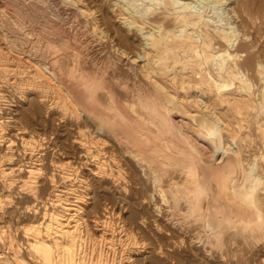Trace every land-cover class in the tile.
I'll list each match as a JSON object with an SVG mask.
<instances>
[{"label":"bare ground","instance_id":"6f19581e","mask_svg":"<svg viewBox=\"0 0 264 264\" xmlns=\"http://www.w3.org/2000/svg\"><path fill=\"white\" fill-rule=\"evenodd\" d=\"M25 1L0 0V264H140L141 260L144 264H168L162 257L181 264L161 248L156 254L159 259H151L154 250L148 251L145 238L119 217L126 209L130 181L127 170L109 157L108 144L130 150L143 175L139 185L145 182L153 191L150 202L159 199L166 205L162 208L155 203L157 215L165 218L167 228L182 235V242L187 239L201 263L211 264L216 258L206 248L215 245L226 248L227 252H217L223 264H264V255L254 259L253 247L257 245L254 239L264 235V169L259 172L254 159L245 167L247 159L236 143L243 130L254 126V137L259 138V142L254 139V151L264 150V12L251 18L255 37L248 44L229 19L222 23L208 13L213 7L225 6L227 0H198L203 4L199 8L193 0L121 1L120 14L124 11L133 14L135 22L157 25L158 34L150 32L145 37L154 58L144 48L138 56L147 59V66L159 65L158 71L164 75L171 68L173 81L178 76L177 65L183 72L190 69L191 88L215 98L237 117L235 128L226 134L227 126L213 112L193 117L191 125L175 121L184 114L178 98L152 79L145 66H136L134 60L125 62L132 53L126 34L117 30L108 34L111 28H105L104 34L92 25L89 32L97 38L92 41L107 38L108 47L97 52L104 59L89 58L91 39L81 40L73 34V47L49 39L60 33L67 42L71 32L45 16L46 8L38 5L51 1L56 6H72L73 0L68 4L66 0ZM139 1L149 4L142 6ZM243 2L233 3L236 9L230 7L234 15L237 10L246 14ZM103 8L99 5L97 9L103 14ZM75 14L83 16L82 12ZM153 14L156 16L148 17ZM36 15L46 17L40 30L48 38L25 42V35L15 34L10 40L12 30L16 33L25 23L32 24ZM10 50L23 57H13ZM64 58L71 63L69 69L78 72V83L64 75L60 65ZM169 58L173 64L166 62ZM121 66L133 73L137 69L146 84L132 90L130 85L135 88V84L120 73ZM25 101L62 123L73 121L77 151L72 156L62 151L57 136L51 138L45 131L31 128L32 122L46 125L47 120H39L31 107L23 110L20 103ZM247 117L250 120L244 126ZM161 133L168 139L159 138ZM172 139L179 142V149L172 150ZM48 150L55 158L49 162ZM172 158L181 163L169 164ZM93 179L109 182L110 198L98 201L102 203L101 215H96L97 204L87 192ZM58 181L66 198L58 193L45 202L49 186ZM91 209L95 210L93 216ZM235 246L245 248L240 256L232 252ZM192 263L197 261L188 262Z\"/></svg>","mask_w":264,"mask_h":264},{"label":"rangeland","instance_id":"374dc122","mask_svg":"<svg viewBox=\"0 0 264 264\" xmlns=\"http://www.w3.org/2000/svg\"><path fill=\"white\" fill-rule=\"evenodd\" d=\"M28 1H30V0H27L25 2H28ZM68 1L69 0L65 1V2H67L66 4H68ZM76 1H78V0L72 1L75 3V5H72L73 7L70 4L65 6L64 5L65 3L56 6L51 1H47V3L43 4V5L38 3L39 6L44 7L43 9L46 8L45 9L46 10L45 16H48V18H51V20H53V21H58V23L63 24L62 26L68 28L71 32L70 36H69V40H68L70 42H68V41L64 42L68 38L65 39L64 36L60 33L54 34L51 37H49L50 40H52L53 42H56L57 44L69 43V45L71 47H73L74 46V42H73L74 40H73L72 36H73V34H76L75 35V37L77 36L76 38H79L81 40L87 39V41H89V39H91L89 41V42H91L92 40H95V38H96L91 32H89V29L92 28L93 26H95L96 29L103 31L104 34L105 33L107 34L106 29L109 30L110 28L112 30L110 29L111 31L108 32V34L112 33L114 30L119 31L121 34L122 33L126 34L130 38V41L132 43V53L128 56L129 61H127V58L125 57V62L130 63L131 61L134 60L136 66H138V67L139 66H141V67L145 66L144 68L148 69V72L150 71V76H152L151 77L152 79H155L167 91H169L170 94H172L174 97L178 98L179 102L182 105V109H183L184 114L183 115L179 114L178 116H176L175 121L179 122L182 125H191L193 122V120H192L193 117L200 118L201 116L209 115V113L213 112L214 114L218 115L222 119L223 123H225V125L227 126L226 132H225L226 134L229 133L230 129L235 128L237 117L235 118V116L233 115V112L229 108H226L225 105H220V103H218V101L215 98H212V97L207 96L205 94L203 95L198 90L191 88V85L188 81V76L190 75V72H191L190 69L187 70L188 68H186V70L184 69V72H183V70H182L183 68L181 67V65H177L175 68L176 69L175 72L178 76H177V79H175L173 81L172 80L173 75L171 74V71H172L171 68L168 70L170 74L168 72H165V75H164L160 71H158L160 69L159 65L157 66L155 64L154 65L151 64L150 66H147V64H146L147 59L145 60L144 58H141L138 56V53L142 54V52H143L142 49L144 48V52L148 53L149 57H151V59L154 58L153 57L155 55L154 50H153V48H152V50H150L151 47L149 46V41H147L146 38H147V34L150 32H154L156 35L158 34V33H156V31L158 30L156 28L157 25H153L149 22L148 23L146 22L144 24L141 23L140 21L135 22V20H134L135 16H132L133 14H127L124 11H121V14H120L121 6L123 5V3L121 2L122 0H111V1L110 0H96L95 2H90L91 0H80L78 2H76ZM197 1L193 0L195 6H197L198 8L200 6H203V4H200V2L199 1L197 2ZM237 1L238 0H229V1L227 0L226 5H225L226 7L225 6L213 7V8L208 10L209 11L208 13L210 16H212L213 20L214 19L219 20V21L222 20L221 21L222 23H224L227 19H229L228 21L231 22L234 26H236L240 36L243 35L242 39L246 40L247 43L249 42L248 44H251L253 38L255 37V31H254L255 29L253 30V24L251 22L252 21L251 18H253V16L254 17L257 16V13L264 12V0H246V1L241 0V1L245 2L246 14L243 13V11L237 10V13L234 15L232 13V11L230 10V7H233L234 9H236L237 5H234L233 3L236 4ZM146 2H148V1H144V2L139 1V2H137V4L140 5V3H141L142 6H145V4L146 5L149 4ZM50 3H52L53 5ZM99 5L100 6L102 5V7H104L103 8L104 9L103 14L97 9ZM76 7H77V9H76ZM76 11L82 12L83 16L82 15L77 16L75 14ZM159 11H157L155 14L157 15V13ZM32 13H33V11L31 12V14ZM247 13H248V15H247ZM155 14L150 15L148 17L153 18L154 16H156ZM45 16L39 17L36 15L35 22H33L32 24L25 23V26L22 28L23 30L20 29L16 33H13V30H12L11 34L8 35V36H11L10 40H12V36H14L16 34V35H19L22 37H24V35H25L26 36V38L24 37V39H26L25 42H28V41L30 42V41L36 39L35 37H38L37 40H40V42H43L44 37L48 38L47 37L48 35L46 36L40 30L41 26L46 21ZM124 19L126 21H124ZM42 21H44V22H42ZM132 22L134 24L131 25ZM26 24H27V26H26ZM31 27H33V28H31ZM127 27H130L129 30ZM175 27H176V25H175ZM254 28H255V26H254ZM31 29H33L35 31L32 35L30 34ZM140 31H141V33H139ZM22 32H23V34H19ZM28 32H30V33H28ZM140 34H142V35H140ZM27 36H29V37H27ZM32 36H33V38H32ZM142 37H143V39H142ZM101 41H95V42L92 41V43H91L92 44L91 54L89 55V58L92 57L94 59H97V57H98V58L104 59V56L103 55L101 56L97 52L101 51L102 49H107V47H108V44H106L107 38H103ZM9 54L12 55L13 57L14 56L23 57V55H21L19 52L15 51V50H13V51L10 50ZM151 59L149 58L148 60H151ZM169 59H167L166 62H168V64H173L172 63V62H174L173 58H169ZM149 62H152V61H149ZM68 63H69V65H68ZM60 65H61L63 71L65 72L64 73L62 71L64 73V75L66 77H70V80H72V82L78 83V74H77L78 72H75V71L72 72L70 70L71 69L70 61H68L65 58L61 59ZM65 66H67V67H65ZM178 66L181 69L178 68ZM136 70H134V73H133V71H130L131 72L130 73V72H128L126 66H121V70H120L121 71L120 73L122 75L124 74L123 76L126 75V77L129 79V81L131 80L130 82L131 83L133 82L135 84V88L133 87V85H130L132 87V90L136 89V87H139L140 83H141V86L143 84H146L144 82L145 79L142 78V74H140L138 72V70L136 72ZM154 70H157L158 74L153 73L152 71H154ZM187 71H189V74ZM128 73H129V75H127ZM183 73H186V74H183ZM130 74H132L134 76L132 77V75H130ZM161 74L163 75V77ZM135 75H136V77H135ZM166 75H167V77H166ZM169 75H170V77H169ZM186 77H187V80H186ZM138 80H141V81H138ZM137 82H138V84H137ZM20 104L22 105V109L25 111L31 107V105H29L30 102L27 103V101L22 102ZM30 109H32L36 113V115H39L42 117V118H40L39 116H37L39 120H47V124H46L47 127H46V125H44L42 123H38L35 126L34 123L32 122L30 124L31 128H33L38 133H43L45 131L47 133V135L51 138H54L57 136L56 138H58L57 140H58L60 147H62V151H64L67 155L72 156L73 153L77 151L76 150L77 145L73 141L74 138L76 137V134H75L76 129L73 125H71V122H73V121L66 120L67 123L66 122L62 123L61 121L54 119L50 115H48V113H46L44 109L39 110V109L34 108V107H31ZM43 113H44V115H43ZM247 120H250V119L248 117L246 118V121L243 122L244 126H246V124L248 123ZM253 127L254 126H252V130H249V129H246L247 131L243 130V132L240 134V137L236 140L237 141L236 143L240 145V149L238 150V152L240 154H242L243 157H246V159L249 161L248 162L247 160H245V162H244L245 167H247V165H250L252 162H255L254 160H257V164H258V168H259V169L258 168L257 169L259 170V172H261V168H262V170L264 169V164H263L264 163V150L255 149L256 151H254V139L256 140V142H259V138L257 136L254 137V128ZM43 129H45V130H43ZM247 133H249V134H247ZM161 137L164 140L168 139V136L165 134L163 136L162 133L160 134L159 138H161ZM172 140H173L172 150L179 149L181 147L179 142L175 139H172ZM175 145H176V147H175ZM108 146H109V148H108ZM106 150L109 151L108 152L109 157L112 155L111 158H116L115 159L116 162H119V164L122 165V167L125 169V171L127 170L126 174L129 176V177L128 176L127 177L129 179V181L131 182V183L129 182L127 184V190H128V193H127L128 199L127 200L128 201L127 200L125 201L126 209H125V211L120 212L119 217H121L122 219L125 220L127 226L132 227L133 229H135V231L137 230L138 233L136 232L135 234H140V237L142 236L141 238H143V239L145 238L143 243L145 245H147L148 251L154 250L153 251L154 253L152 252L153 254L151 253V255H150L151 259L156 258V257H157L156 259H159L158 258L159 255H156V254H157V250L159 248H161V250L164 251V253L166 252V254L175 255V257L179 261H181V264H188V262L190 263L191 261H194V260L197 261V264H203L200 262V259H201L200 256L195 255V252L193 251L194 249H191L189 247V245L186 244L187 239L183 238L184 241L182 242V240L180 239V237H182V235L178 234V232H176V231H172L171 229L167 228V226L165 224V218L163 219V216L161 217V216L157 215V213L155 211L156 210L155 203L160 204L162 208H165L166 205L164 203H161V201L159 199H156L155 202H154V200H153V202L152 201L150 202V198H148V197H150V194H152L153 191H151L150 185L149 184L146 185L145 182L144 183L142 182L143 184L139 185V180L143 177V175H141V172L138 169L139 167L137 166L134 159L130 155V152H129L130 150H127L125 147H122V146L111 147V145H109V144L107 145ZM111 152H112V154H111ZM256 152H257V154H256ZM47 153H48L47 154V159H48L47 161L49 162L51 159L54 158V155H53L51 150H48ZM127 154H128V156H127ZM167 162L169 164H173V165H176L177 163H181L180 161L173 159V158L171 159V162H170V160H168ZM182 163H183V161H182ZM135 179H136V181H135ZM91 181H89L90 189L87 192L90 193V196H93L92 200H95V201L92 202V200L91 201L88 200V203L92 202L94 204L96 202L97 206H94V209L98 210V211L96 210V212H95V210L91 209V211L93 210V212H91V214L93 213L91 216H93L97 212L98 213L96 215H98V214L101 215V213L103 212L101 210L102 209V203L104 202L105 199L110 198V191L108 192V190H107V183L109 184V182H107V183L105 181L99 182L96 179H93ZM98 184H101V185H98ZM99 186H100V188H99ZM64 192H65V189L63 188V184H61L60 181H58V184H56L55 186H53V187L49 186L48 190L46 191V193L44 195L45 198H43V200L47 201L48 198L53 199V196L58 194V193L64 199V198H66V195H64ZM97 197H98V199H97ZM68 198L70 199V201L73 200V195H69ZM100 198L101 199L103 198V199L101 200ZM144 200H145V202H144ZM98 201L99 202L103 201V202L99 203ZM47 205H49V204H47ZM91 207L92 206H89L88 208L90 209ZM96 207H98V208H96ZM262 213L264 215V212H262ZM153 219L155 221H157V223H159V225L161 226V229H157L154 226V224H153L154 220ZM144 221H146V222H144ZM25 222L27 223V220H25ZM26 223L23 222V224H26ZM145 223H147V224H145ZM139 229H141L143 232L140 233ZM260 235H261L260 237H261L262 242L259 241L258 238H260V237H258L257 238L258 241H257V239H254V244H257V245H253L254 253L256 254L254 259H256V260H259L260 259L259 257L264 255V250H263L264 249V240H262V239H264L263 238L264 235L261 233H260ZM259 244H261V245H259ZM259 247H261V248L259 249ZM206 248L207 249L210 248L208 251H210L211 254L216 256V258L213 259L212 261L210 260L209 263L210 262H212L211 264H221V263L223 264L224 263V262H220L218 254H220L219 253L220 251H223V253L227 252L226 248H224V250H223V248H221V247L219 248V246H215V245H207ZM243 248L244 247L238 248L235 246L231 249H232V252L234 254H236L237 256H240L241 249L243 250ZM231 249L229 251H231ZM235 250H236V252H235ZM261 250L263 251V253ZM217 252H218V254H217ZM144 256H146V255H144ZM162 258H164V257H162ZM162 258H160L161 261L163 260L162 262L171 264L170 261L165 260V258L164 259H162ZM151 259H150V257H148L147 260L151 261ZM141 261L142 262L140 264H142V263L144 264L145 261H143V260H141Z\"/></svg>","mask_w":264,"mask_h":264}]
</instances>
